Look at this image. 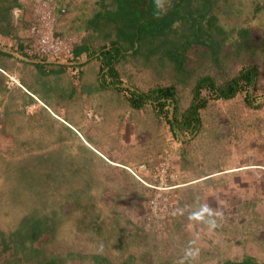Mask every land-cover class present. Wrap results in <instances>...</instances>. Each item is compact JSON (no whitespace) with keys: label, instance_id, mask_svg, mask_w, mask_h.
Instances as JSON below:
<instances>
[{"label":"rangeland","instance_id":"obj_1","mask_svg":"<svg viewBox=\"0 0 264 264\" xmlns=\"http://www.w3.org/2000/svg\"><path fill=\"white\" fill-rule=\"evenodd\" d=\"M55 1L53 32L76 36L77 46L88 40L96 52L99 47L111 48V42L125 46L119 31L132 28L122 10L141 15L146 8L139 6L138 0H124L120 9L114 0ZM178 1L158 0V9L168 12ZM36 3L0 0V6H10V14L16 8L24 11L17 20L10 16L9 25L6 20L0 24L8 30L7 38L15 41V51L16 43L29 33ZM203 3H183L181 13L186 17L174 24L172 38L192 27L188 12L199 17ZM212 3L201 23L209 40L219 38L220 33L224 38L219 68L205 56L208 46L194 44L187 53L186 72L177 70L166 54V37H148L139 41L138 52L128 50L116 63L118 78L106 71L103 60L97 62L104 73L96 66L100 102L108 110L106 124L114 122L113 109L121 104L124 116L137 121L142 153L154 158L149 159L151 163L145 161L148 157L142 162L148 166L143 174L147 184L123 168L90 167L92 158L80 160L86 171L66 175L62 170L66 167L60 166L58 159L43 155V143L31 159L27 150L26 161L17 163L9 162L0 149V264H45L58 258H62L58 264H98L90 258L98 253L106 264H221L245 257L264 263V0ZM152 28L150 35L158 26ZM0 38L2 57L12 41L6 42V35ZM246 39L252 41L253 50L240 48L236 55ZM93 54L81 58L90 62ZM250 66L257 71L254 84L242 80L241 89L229 99L217 96L216 89L208 85L197 87L206 74L214 76L216 85L225 84ZM0 77L5 85L1 69ZM35 80L36 87L41 86V78ZM87 80H82L81 94H89L91 83ZM116 80L117 85L111 84ZM50 85L49 91L43 87V92L56 94ZM10 90L14 89H0L1 107ZM165 92L174 93V97L165 96ZM134 94L143 96L135 110L128 106ZM194 106L197 120L190 119L187 125ZM142 111L148 118L140 116ZM136 113L140 121L134 119ZM31 125L21 126L19 131L33 139L46 138L52 131L44 121L38 132ZM131 148L127 144L118 153L131 157ZM165 157L171 158V175L164 179L167 184L158 188L155 167ZM221 169L224 172L219 175H210ZM30 222L38 227L36 235L28 229ZM212 222L215 227L210 226Z\"/></svg>","mask_w":264,"mask_h":264},{"label":"crops","instance_id":"obj_2","mask_svg":"<svg viewBox=\"0 0 264 264\" xmlns=\"http://www.w3.org/2000/svg\"><path fill=\"white\" fill-rule=\"evenodd\" d=\"M10 11L6 21L7 25L10 24V16L12 18ZM2 30L0 27V37L6 35V42L12 41L10 44L12 46H8L9 49L3 51V53H6V57H0V69H6L5 71L8 72L14 71L20 77L25 88V90L16 88L6 92V100L3 104L4 115L0 118V149L6 153V158L9 162L26 161L24 153H27V150L29 152L28 159H31L30 155L38 153L42 143L43 155L46 156L48 154L52 159H58L60 166L62 163L66 167L62 169L64 174H69V176L73 175V173L81 174L82 169L86 171L84 163L80 161L83 159L92 158L90 167L93 165L109 167L108 165H111L119 169L123 168L124 165H138L136 163H142L147 157L145 161L154 159L149 158L151 156L148 154L142 153L145 150L141 151L142 145L141 143L139 144L141 140H137L139 136L137 134L139 129L137 121L134 122L133 118L131 119L127 114L124 116L121 104L113 109L114 122L110 123V126H108V123L106 124L108 110L106 105L100 102L102 91L99 92L97 88H101V85L100 82L97 83L95 75L96 66H99V69L102 67L101 63L97 64L98 61L100 62L98 58L92 57L93 59L86 63L83 59L84 65L81 69H83L84 73H80L76 78L72 77L68 72L57 68H50L54 71H39L35 62L14 56L16 51L13 43L15 41L7 38L8 30H6V34ZM87 42L88 40L79 46L90 45ZM17 44L16 47H18ZM108 49L110 48L99 47L97 52L95 50L90 52L95 54L93 56H96L102 52L105 53ZM86 53L87 49L82 50L80 53L81 57L85 56ZM84 77H88L87 81L91 83V89H87L89 94L85 92L81 94V85ZM37 78L42 80V84L39 87L35 85V79ZM48 85L55 87L56 94L48 95L43 92V87L47 88H45V91H49ZM94 88L96 89L95 91ZM105 89L109 90V88ZM72 95H77L78 97L72 99ZM131 101V105H128L130 108L133 107L135 110L140 107H134ZM26 106L31 107L27 112ZM89 109H94L100 115V122H95L86 117V111ZM140 116L146 117L143 111ZM140 116L136 113L134 119H138ZM31 118L32 120H30ZM43 121L46 123V127L50 125L52 128V131L49 129L51 133L46 134V138L42 136L33 139V137L23 135V130L19 131L21 126L25 128V125L29 127L34 124L33 128L38 132L39 127L42 128L41 124ZM146 143L147 141L144 140L143 145ZM127 144L133 146L130 149L133 150L131 157L118 153L122 148L124 150V146ZM226 169L225 171L228 173L233 172L228 168ZM223 170H215L210 175H219Z\"/></svg>","mask_w":264,"mask_h":264},{"label":"trees","instance_id":"obj_3","mask_svg":"<svg viewBox=\"0 0 264 264\" xmlns=\"http://www.w3.org/2000/svg\"><path fill=\"white\" fill-rule=\"evenodd\" d=\"M116 8L121 7L120 3L124 0H114ZM134 1V0H130ZM139 6L142 5V8L146 7L145 10H141L140 14L134 13L132 11H127L125 9L122 10L123 17L127 20V22L131 23L132 31L129 32L126 30L119 31V35L121 39L125 40L126 44L123 46L122 44L119 45L117 43H112L113 45L110 49H108L105 53H100L97 58L103 60L104 64L108 67L107 72L114 78H118L119 76V70L116 66V63L118 62L119 58H124V54L128 50H136L137 52L140 50L141 45L139 41L143 42V39H146L148 37L151 38H160V37H166V54L169 57V60L171 62L175 63V67L177 70H180L182 72H186L185 70V60L187 58V53L193 49L194 44L199 45H206L208 46V51L205 54V56L208 58V60H213L216 67L219 68V63L222 62L219 58L224 50V41L221 33L219 34V38L217 39H210L209 40V34L204 29L202 25V20L207 16V14L212 10L213 3L212 0H204V3L201 5L199 12L194 17L193 13L189 11V15H191L192 19V27H189L186 30V33H182L181 36L174 35V37H171V33L173 30V26L176 22H178L181 19H184V16H182V8L184 6L183 3L187 2L189 4L190 0H180L178 2H174L171 6V9L168 12H163L162 10L158 9V0H138ZM10 11V6H0V24L4 20H8V15ZM186 11V10H185ZM11 12V11H10ZM6 14V15H5ZM12 15V14H11ZM187 15V14H186ZM186 17V16H185ZM116 21V20H114ZM95 22V21H94ZM158 28L153 32L152 35L151 32L154 30L152 27ZM4 33L6 32L5 30ZM168 37V38H167ZM170 37V38H169ZM182 37V40H181ZM168 40V41H167ZM248 39L244 40L242 42V46H238L236 52L238 55L240 53V48L242 49H250L253 50L254 46H252V41L247 42ZM118 46V47H117ZM91 48L90 45H84V46H76L75 48V55H80L81 51L84 49L89 50ZM151 52V51H150ZM3 56L6 57V53H3ZM3 56L1 58H3ZM225 57V56H224ZM219 59V60H218ZM225 59V58H224ZM37 69L39 71H54L52 69H47L43 64L35 63ZM256 68L251 67L249 69H245L244 72H241L240 75L233 77L225 82V84H215L214 76H211L209 74H206L205 76L201 77L198 81L197 87H201L203 84L210 86L211 88H215L217 96L223 97L226 99H229L233 97L236 92L241 89V81L244 80L247 85H252L255 82L256 77ZM119 81L116 80V82H112L111 84H116ZM117 85V84H116ZM196 87V88H197ZM6 86L4 85L3 77H0V89L4 90ZM173 89L170 87V90ZM160 90V89H159ZM158 91V90H157ZM156 92V91H155ZM165 96L174 97V93L171 92H165ZM133 99H131L132 104L134 107L141 106L140 102L143 101V96L140 94H134ZM138 101V102H137ZM162 106V104H161ZM189 119L186 120V124L189 125V120L191 119V122L197 120L198 117V110L197 107L194 106L189 111ZM197 116V117H196ZM129 173L128 171H126ZM130 174V173H129ZM131 175V174H130ZM133 177V176H132ZM134 178V177H133ZM28 229L32 230L30 233L33 235H36L38 233V227L35 226L34 223L30 222L28 224ZM88 257V256H87ZM93 258L98 262V264H106L107 260L103 258L99 253L94 254L90 256V258ZM89 258V257H88ZM60 261H62V258L53 259L47 261L45 264H58ZM221 264H260L252 260L250 257H245L241 261H230L226 260L222 262ZM264 264V263H262Z\"/></svg>","mask_w":264,"mask_h":264},{"label":"built area","instance_id":"obj_4","mask_svg":"<svg viewBox=\"0 0 264 264\" xmlns=\"http://www.w3.org/2000/svg\"><path fill=\"white\" fill-rule=\"evenodd\" d=\"M36 1L37 3L33 9L35 19L30 25L29 33L27 34L26 39H22V41L18 43L14 56L43 64L48 68L64 69L72 75H79L83 61L81 56L75 55V48L78 42L77 37L68 35L61 36L53 32L52 23L54 21V16L52 13L56 4L52 5V3H56L55 0ZM23 13L24 11L22 9L16 8L12 13V17H15L17 20L19 15L23 16ZM2 72L6 76L5 86L8 89H15L19 87L25 90L20 77L16 73L5 70H2ZM29 107L27 108V111L31 109V107ZM3 115V107H1L0 104V118H2ZM87 116L96 121L100 120V117L92 111H87ZM163 159L165 160L159 161V166L155 167L159 177V181L157 180L159 184L158 188H162L163 185H166L167 180L164 181V179L171 175L169 174L171 158L165 157ZM152 161L153 160H150L148 162L151 163ZM126 169L132 176H134V178L139 179L144 184H147L143 179V174L148 169L146 163L136 166H128Z\"/></svg>","mask_w":264,"mask_h":264},{"label":"clouds","instance_id":"obj_5","mask_svg":"<svg viewBox=\"0 0 264 264\" xmlns=\"http://www.w3.org/2000/svg\"><path fill=\"white\" fill-rule=\"evenodd\" d=\"M77 46V45H76ZM90 51H92L91 50V48L89 49V50H87V54L89 53V54H91V52ZM78 56H81V55H78ZM97 56L98 55H96V56H91V59H93V58H97ZM93 57V58H92ZM100 61H101V59H99ZM82 61H83V59H82ZM84 65V61L82 62V64H81V68H82V66ZM47 68V67H46ZM50 69V68H49ZM55 69V68H54ZM62 70H64V69H62ZM65 72H67L66 70H64ZM101 72H102V75L104 76V73H103V70L101 69ZM69 73V72H68ZM81 73V72H80ZM80 73H79V75H80ZM70 75H72L71 73H69ZM79 75H72V77H74V78H76V77H78ZM22 82V81H21ZM23 85V84H22ZM19 88V87H18ZM16 89V88H15ZM19 89H22V88H19ZM24 90V89H23ZM87 111H92L91 109H89V110H87ZM87 111H86V117L88 118V119H92V118H89L88 116H87ZM94 114H96V115H98L99 117H100V115L97 113V112H94V111H92ZM93 121H95V122H100L101 121V117H100V120H98V121H96V120H94V119H92ZM126 167H128V165H124V167H123V169H126ZM127 170V169H126ZM211 227H215V222H212L211 223V225H210Z\"/></svg>","mask_w":264,"mask_h":264}]
</instances>
